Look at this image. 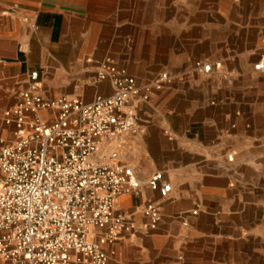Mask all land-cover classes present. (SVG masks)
Masks as SVG:
<instances>
[{
    "label": "crops",
    "instance_id": "0c3cea01",
    "mask_svg": "<svg viewBox=\"0 0 264 264\" xmlns=\"http://www.w3.org/2000/svg\"><path fill=\"white\" fill-rule=\"evenodd\" d=\"M98 1L113 2L118 10L123 2ZM202 1L186 6L188 16L180 21L135 25L132 37L141 53L162 43L164 55L182 58L167 67L185 77L155 91L149 102L141 104L142 133L122 140L120 163L133 168L143 183L163 173L171 191L162 198L143 185L140 196L123 195L117 200V211L132 219L136 230L105 247L108 264H264V70L255 69L264 57V14L246 29L230 25L226 37L218 39L214 35L220 29L213 27V19L198 18ZM75 2L8 0L0 4L1 15L4 10L15 14L0 17V118L19 102L27 76L35 70L46 98L67 96L90 102L96 95L112 94L109 82L93 83L96 67L88 60L97 58L76 50L72 42L66 43L73 51L65 64L60 48L51 56L29 54L32 42L41 44L44 26L50 28L45 47L49 46L61 9ZM117 13L115 21H119ZM29 27L35 35H15L28 32ZM137 33L146 37L137 39ZM196 47L205 56L201 58L221 63V68L208 74L190 71ZM114 56L117 66L132 75L129 66ZM12 130L2 128L0 137L13 142ZM148 202L161 212L156 230L148 228L143 216Z\"/></svg>",
    "mask_w": 264,
    "mask_h": 264
},
{
    "label": "built area",
    "instance_id": "2783aa9c",
    "mask_svg": "<svg viewBox=\"0 0 264 264\" xmlns=\"http://www.w3.org/2000/svg\"><path fill=\"white\" fill-rule=\"evenodd\" d=\"M88 61L96 67L93 83L109 82L111 95L46 98L35 70L0 118V131L13 128V142L0 137V264H108L105 247L136 230L117 200L140 196L143 185L162 198L171 191L161 172L143 183L120 153L124 138L142 133L140 105L172 77L162 73L142 84L111 57ZM214 68L221 63L198 60L191 70ZM255 69L264 70V57ZM143 216L150 230L158 228L155 203Z\"/></svg>",
    "mask_w": 264,
    "mask_h": 264
},
{
    "label": "rangeland",
    "instance_id": "374dc122",
    "mask_svg": "<svg viewBox=\"0 0 264 264\" xmlns=\"http://www.w3.org/2000/svg\"><path fill=\"white\" fill-rule=\"evenodd\" d=\"M6 1L8 0H0V4ZM147 1L123 0L119 10L113 2L76 0L75 3H67L68 7L61 9L63 14L57 32L50 40L49 46L45 47L50 35V28L44 26L41 32L43 34L41 44L32 42L29 54L34 58H40L43 55L51 56L56 54L57 49L60 48L59 54H61V60L65 64L68 55L73 51L66 43L72 42L76 50L85 51L87 56L97 58L96 61L117 55L114 56L117 61L127 64L133 71L130 73L139 83L146 84L162 73H168L172 77L170 83L181 80L185 77L183 73H175L167 67L170 62H180L181 57L164 55L160 49L162 43H159L157 48L150 46L148 51L141 53L138 41L132 36L135 35V25L145 27L184 19L185 15L188 16L184 11L186 6H194L195 0H150L149 5H147ZM201 6L203 13L198 18L213 19L215 24L213 27L221 31L214 35L218 39L226 37L225 31L230 25L236 30L246 29L252 26L253 19L264 14V0H203ZM4 12L5 14H0V17L15 15L11 10H4ZM117 12L120 13L119 21H115ZM116 30L117 33H115ZM28 33L35 35L36 31L33 32L32 28L29 27L28 32L19 31V33L15 32V35L22 38ZM136 37L143 39L146 36L137 33ZM237 46L242 47L240 44ZM112 47H115L116 50L114 51ZM180 49L181 44L178 42L175 47L176 53ZM193 53L189 65L191 69L195 61L209 60L201 58L205 56H202L199 47H196ZM51 61L53 60L50 58ZM139 78H142V81H139Z\"/></svg>",
    "mask_w": 264,
    "mask_h": 264
}]
</instances>
